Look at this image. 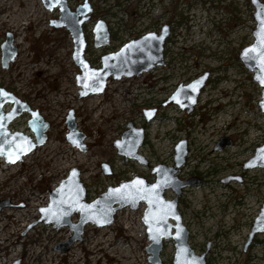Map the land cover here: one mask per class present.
Returning a JSON list of instances; mask_svg holds the SVG:
<instances>
[{
	"label": "rangeland",
	"instance_id": "374dc122",
	"mask_svg": "<svg viewBox=\"0 0 264 264\" xmlns=\"http://www.w3.org/2000/svg\"><path fill=\"white\" fill-rule=\"evenodd\" d=\"M84 1L68 0V5L75 10ZM88 1L93 12L84 24L85 57L93 67L102 66L103 54L148 32H160L168 23L171 36L165 63L140 75L111 76L102 93L80 97L82 71L73 60L72 35L51 24L61 14L59 7L50 10L43 0H0V86L38 111L43 119L39 122L49 124L46 142L21 160L12 163L0 155V200H9L0 210V264L17 260L19 264H151L147 252L151 240L143 223L145 202L137 209H120L106 227L86 224L82 239L65 252L59 245L67 246L72 228L39 219L42 208L50 206L52 190L71 169L80 171L85 200L91 202L108 186L135 176L153 183V168L173 166L175 146L184 139L189 152L176 175L184 181L202 180L184 188L178 201L190 246L202 254L210 244L207 264H264V233L244 250L264 203V167L244 168L264 145L262 88L239 58L242 49L254 42L251 0ZM99 19L107 22L112 40L97 48L93 28ZM8 32L15 45L17 38L18 54L5 69L1 45ZM205 71L210 77L191 114L172 102L164 104L180 83L189 84ZM237 84L241 97L232 89ZM222 95L226 114L220 101L215 102ZM12 107L8 102L3 110ZM154 108L157 116L147 122L144 110ZM70 112L73 130L67 122ZM31 118L24 112L8 128L35 141ZM128 123L145 128L138 154L147 163L125 160L114 146ZM72 131L75 141L69 137ZM222 138H227L226 145L216 150ZM103 163L110 173H105ZM226 178L231 180L225 183ZM165 196L173 199L175 193L167 189ZM79 216L74 213L72 222L78 223ZM175 254V241L166 240L160 254L163 264H173Z\"/></svg>",
	"mask_w": 264,
	"mask_h": 264
},
{
	"label": "water",
	"instance_id": "95a60500",
	"mask_svg": "<svg viewBox=\"0 0 264 264\" xmlns=\"http://www.w3.org/2000/svg\"><path fill=\"white\" fill-rule=\"evenodd\" d=\"M45 6L53 10L59 7L61 12L59 18L52 19L51 24L56 28H67L73 38L74 51L73 60L82 71L78 74V83L82 86L79 94L85 97L90 93H102L107 85L108 79L113 76L121 79L123 76L131 77L148 72L165 63V46L171 36V24L165 23L160 32H148L142 37L133 39L124 44L120 50L110 52L101 56L102 66L93 67L86 59L87 40L85 38L84 24L91 19L93 7L88 0L79 4L75 10L68 5V0H43ZM254 6L253 17L256 22L253 30L254 42L242 49L239 54L240 60L245 67L254 73L253 80L262 88L260 109L264 112V0H251ZM93 45L102 47L111 43V33L105 20L99 19L93 28ZM2 48V67L7 69L10 63L14 62L18 54V48L14 44V36L11 32L6 35ZM209 71H205L189 84L180 83L176 91L168 99L186 109L191 113L205 88L209 79ZM3 90L0 95V155L5 156L8 162L15 163L37 146L42 145L47 139L49 124L39 122L43 120L38 111H34L14 93ZM12 103L13 107L9 112H4L6 103ZM24 112L31 114L30 127L36 135L34 141L30 136L22 133H12L9 124L16 117ZM146 120L149 122L156 116V109L144 111ZM68 126L75 129L73 112L67 117ZM129 127L122 134V139H116L114 146L125 160L133 159L147 163L138 154L139 148L143 145L146 131L143 127H135L128 123ZM75 132L69 135L74 139ZM83 136V134H81ZM75 141V139H74ZM227 138H222L218 143V148L226 145ZM187 140H181L175 146L174 165L159 164L153 168L152 173L156 175V180L151 183L146 178L135 176L131 180L120 182L118 186H108L105 192L91 202L85 200L86 188L80 179V171L77 168L70 170L69 177L65 178L56 190L51 192L50 206L42 208L43 215L39 219H46L45 222L55 223L57 226H70L73 235L68 240L67 246H62V251H67L72 244L82 239L84 227L88 223L96 224L98 227H106L115 221L120 209L127 206L131 209L139 208L142 202L147 207L143 217V223L147 228L148 238L151 244L147 247L149 262L151 264H163L160 254L164 247V242L169 239L175 241L176 254L173 264H207V255L210 251V244L207 245L202 254H197L189 244V230L182 223V215L178 210V201L184 188L202 183L201 179L191 178L186 181L181 180L178 173L186 163L188 154ZM105 173H110L107 163L102 164ZM264 167V145L257 148L255 155L245 164V169ZM231 179H223L228 183ZM172 189L175 193L173 199H167L165 192ZM9 204V200H0V210ZM79 212V222H72L74 213ZM264 232V204L245 243V249L252 243L257 233ZM64 246V247H63ZM17 260L13 264H19Z\"/></svg>",
	"mask_w": 264,
	"mask_h": 264
},
{
	"label": "flooded vegetation",
	"instance_id": "af4514ba",
	"mask_svg": "<svg viewBox=\"0 0 264 264\" xmlns=\"http://www.w3.org/2000/svg\"><path fill=\"white\" fill-rule=\"evenodd\" d=\"M214 7H216V6H214ZM33 20H34V19H33ZM15 30H16V29H15ZM111 40H112V37H111ZM15 42H16V46H17V44H18V42H17V38H16ZM209 77H210V76H209ZM208 80H209V79H208ZM206 85H207V84H206ZM177 87H178V86H177ZM205 87H206V86H205ZM203 89H204V88H203ZM202 91H203V90H202ZM202 93H203V92H201V94H202ZM201 94H200V95H201ZM199 97H200V96H199ZM166 103H171V102H168V100H167L164 104H166ZM172 103H173V102H172ZM197 103H198V102H197ZM173 104H175V103H173ZM176 105H177V104H176ZM196 105H197V104H196ZM179 107H180V106H179ZM154 109H156V108H154ZM145 110H148V109H145ZM145 110H144V111H145ZM184 110H186V109H184ZM186 112H187V110H186ZM192 112H193V111H192ZM192 112H191V113H192ZM191 113H188V114H191ZM144 114H145V113H144ZM21 115H22V114H21ZM156 116H157V109H156ZM156 116H155V117H156ZM145 117H146V115H145ZM16 118H17V117H16ZM12 121H13V120H12ZM12 121H11V122H12ZM146 121H147V120H146ZM147 122H148V121H147ZM149 122H150V121H149ZM217 146H218V144H217ZM217 146H216V150L222 149V148H218ZM224 147H225V146H224ZM230 179H231V178H230ZM183 191H184V190H183ZM263 204H264V203H263ZM235 206H237V205H235ZM227 207H228V206H227ZM227 207H226V208H227ZM262 207H263V205H262ZM234 209H235V207H234ZM227 211H230V209H228ZM253 224H254V223H253ZM252 226H253V225H252ZM251 229H252V227H251ZM261 233H264V232H261ZM258 234H260V233H257V234L255 235L254 239L256 238V236H257ZM247 238H248V237H247ZM254 239H253L252 243L248 246V248H249L252 244L255 243ZM245 243H246V242H245ZM248 248H247V249H248ZM247 249H245V245H244V250L246 251Z\"/></svg>",
	"mask_w": 264,
	"mask_h": 264
},
{
	"label": "snow or ice",
	"instance_id": "6c2138e0",
	"mask_svg": "<svg viewBox=\"0 0 264 264\" xmlns=\"http://www.w3.org/2000/svg\"><path fill=\"white\" fill-rule=\"evenodd\" d=\"M262 30H264V25H262ZM262 44H264V41H262ZM262 82H264V80H262ZM3 90H0V95H3Z\"/></svg>",
	"mask_w": 264,
	"mask_h": 264
},
{
	"label": "bare ground",
	"instance_id": "6f19581e",
	"mask_svg": "<svg viewBox=\"0 0 264 264\" xmlns=\"http://www.w3.org/2000/svg\"><path fill=\"white\" fill-rule=\"evenodd\" d=\"M108 83V82H107Z\"/></svg>",
	"mask_w": 264,
	"mask_h": 264
}]
</instances>
